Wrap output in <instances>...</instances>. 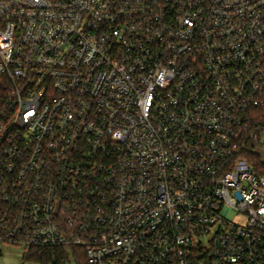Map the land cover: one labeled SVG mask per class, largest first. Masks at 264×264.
<instances>
[{
    "label": "built area",
    "instance_id": "1",
    "mask_svg": "<svg viewBox=\"0 0 264 264\" xmlns=\"http://www.w3.org/2000/svg\"><path fill=\"white\" fill-rule=\"evenodd\" d=\"M252 142L264 0H0V246L264 264Z\"/></svg>",
    "mask_w": 264,
    "mask_h": 264
},
{
    "label": "trees",
    "instance_id": "2",
    "mask_svg": "<svg viewBox=\"0 0 264 264\" xmlns=\"http://www.w3.org/2000/svg\"><path fill=\"white\" fill-rule=\"evenodd\" d=\"M251 160L260 164V160ZM2 252H0V256ZM23 264H89L85 251L80 247L43 249L33 248L23 254Z\"/></svg>",
    "mask_w": 264,
    "mask_h": 264
},
{
    "label": "rangeland",
    "instance_id": "3",
    "mask_svg": "<svg viewBox=\"0 0 264 264\" xmlns=\"http://www.w3.org/2000/svg\"><path fill=\"white\" fill-rule=\"evenodd\" d=\"M0 251L2 252L0 264H23V248L12 245H2L0 246Z\"/></svg>",
    "mask_w": 264,
    "mask_h": 264
},
{
    "label": "water",
    "instance_id": "4",
    "mask_svg": "<svg viewBox=\"0 0 264 264\" xmlns=\"http://www.w3.org/2000/svg\"><path fill=\"white\" fill-rule=\"evenodd\" d=\"M255 147V144L252 142L250 145H249V149L248 151L252 154H254L256 157L260 158L262 160V163L264 164V152L259 150V149H256L254 150L253 148Z\"/></svg>",
    "mask_w": 264,
    "mask_h": 264
}]
</instances>
